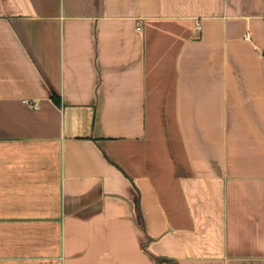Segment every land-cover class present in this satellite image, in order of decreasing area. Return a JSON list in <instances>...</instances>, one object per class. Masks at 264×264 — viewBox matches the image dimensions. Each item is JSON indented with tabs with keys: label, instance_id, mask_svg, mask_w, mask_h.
Masks as SVG:
<instances>
[{
	"label": "crops",
	"instance_id": "1",
	"mask_svg": "<svg viewBox=\"0 0 264 264\" xmlns=\"http://www.w3.org/2000/svg\"><path fill=\"white\" fill-rule=\"evenodd\" d=\"M0 264H264V0H0Z\"/></svg>",
	"mask_w": 264,
	"mask_h": 264
}]
</instances>
